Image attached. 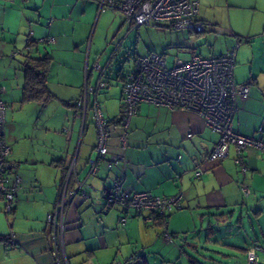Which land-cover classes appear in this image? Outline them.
Instances as JSON below:
<instances>
[{
	"label": "crops",
	"instance_id": "0c3cea01",
	"mask_svg": "<svg viewBox=\"0 0 264 264\" xmlns=\"http://www.w3.org/2000/svg\"><path fill=\"white\" fill-rule=\"evenodd\" d=\"M199 8L205 27L202 32L155 26L167 33V47L174 48L176 57L225 54L241 39L233 78L236 83H248L249 93L246 98H236L233 129L240 135L262 137L264 0H199ZM141 29L131 28L117 11L99 12L96 0H0L5 139L9 158L17 163L21 177L18 201L9 214L4 213L0 197V264H53L46 217L64 184L77 192L88 184L93 187L86 199L76 194L66 207L64 251L69 264H110L129 252L140 259L131 264H233L234 252L246 263V249L253 244L260 247L259 263L264 264V248L255 238L239 246L217 237L226 221L245 211L254 215L257 229H252L264 238V152L246 148L247 170L243 173L231 146L220 161L205 160L201 165L205 173L197 177L194 161L218 140V134L205 126L197 113L142 102L128 126L121 124L123 76L133 57L155 52L152 48L139 54L138 41L135 46L127 41L135 31L140 37ZM44 59L50 100L44 104L22 102L25 65ZM97 61L105 67L102 78L106 86L97 94H88V102L96 99L108 119V155H121L125 161L110 167L101 163L89 175L96 128L91 111L83 116L76 102L101 77L94 67ZM43 117H48L47 123L35 122L32 135L27 132L21 137L23 119L28 122ZM52 130L53 137L43 136ZM123 134L124 144L120 141ZM116 177L131 191L157 196L183 194L180 206L167 218L166 229L174 234L173 242L163 241L159 219L147 220L148 213L136 216L131 210L106 203ZM121 217H125L124 223H119ZM10 234L12 240L7 242L5 237ZM201 243L203 251L220 254L222 262L198 253ZM227 248L230 250L224 252Z\"/></svg>",
	"mask_w": 264,
	"mask_h": 264
},
{
	"label": "built area",
	"instance_id": "2783aa9c",
	"mask_svg": "<svg viewBox=\"0 0 264 264\" xmlns=\"http://www.w3.org/2000/svg\"><path fill=\"white\" fill-rule=\"evenodd\" d=\"M99 12L117 11L131 28L142 25H168L179 31L202 32L205 27L199 18V0H96ZM32 36V32L29 33ZM53 39H49L52 42ZM241 39H236L234 47L225 54L202 56L194 54L189 58L175 57L172 65H167L164 54L149 52L144 56L133 57L128 71L125 73L122 85L123 113L121 124L126 128L130 118L136 114L142 102L170 109L178 108L197 113L205 126L218 134V140L213 148L203 153L194 161L195 175L205 173L201 166L205 160L216 162L228 155L231 146L235 149V162L241 172L245 173L247 165L243 151L254 147L264 152V134L262 137L240 135L233 129V117L238 109L237 96L246 98L249 93L248 83H236L233 78L236 48ZM28 49L31 48L29 45ZM94 67L103 76L105 67L98 61ZM106 86L101 77L95 85L88 87L83 96L76 102L83 116L88 110L96 128V144L94 156L89 160L88 174L96 172L102 163L106 167L125 161L121 155H108L107 140L109 137L108 122L102 114L99 102L94 99L88 102V94H97ZM2 88L0 86V197L3 199V210L9 214L18 201L21 177L17 171V163L9 158L10 146L5 139V111ZM260 133L264 129L259 128ZM192 135L187 133V137ZM125 143L124 134L120 136ZM91 185L77 190H68L64 184L59 192L58 200L47 214L50 227L51 252L53 264H69L65 255L64 234L66 205L71 203L76 194L86 199ZM249 193L247 187L243 188ZM88 191V192H87ZM183 194L178 192L169 196L153 195L149 191H131L123 188V179L113 180L111 191L106 197L109 206H120L131 210L134 215L142 216L148 213L147 220L162 217V239L166 243L173 242V235L166 229L165 215L179 207ZM121 217L119 223H124ZM12 240V239H11ZM257 244L246 249L247 264H258ZM135 255H130L123 261L113 259L110 264H129Z\"/></svg>",
	"mask_w": 264,
	"mask_h": 264
},
{
	"label": "rangeland",
	"instance_id": "374dc122",
	"mask_svg": "<svg viewBox=\"0 0 264 264\" xmlns=\"http://www.w3.org/2000/svg\"><path fill=\"white\" fill-rule=\"evenodd\" d=\"M141 28L142 29L140 31V37L139 35L135 33L136 32L135 31L133 34H131V36L127 39V41L133 43V46H135V43L138 41L137 46H139V51H138L139 54H143L145 52L147 53L150 50H152V48H154L153 50H155V52L157 53L165 52L166 57H167V65L171 66L172 61L176 57V53L173 52L174 48H172L171 46L167 47V41L169 39V36L167 35V33L163 32L162 27H157L155 25H142ZM205 50H208V47H205ZM179 57H183V56H179ZM128 61L129 59L126 62ZM47 118L48 117L46 118L43 117V118H39V120L35 119V121L30 120L28 122L25 119H23L21 122V126H20L21 137L23 138L24 136L28 135L27 132L32 135V133L34 132L35 122H40V124H43L44 122L47 123ZM53 134H55V132L52 130L50 131V134L46 135V132L45 134L43 133V136L49 139L53 137ZM37 141H38V144L42 145L41 138H39ZM44 142L47 145L48 140H45ZM226 222H227L226 226H224L222 232L217 236L219 237V240H221L223 243L224 242L229 243V244L232 243L235 245L243 246L245 243L249 242L250 238H252L253 240L255 238V240L259 242L262 248H264V238H262L259 234H257L252 229V228L257 229V223H256L254 215H252L251 213L248 214L245 211H243L242 215L237 212L235 215H233L232 219H229ZM10 230L13 231L12 226ZM226 233H229L231 235L226 236ZM202 242H204V239H202ZM202 245L203 243L199 245L198 253L200 254L204 253L210 256L213 255L216 258H218L220 262H222V257L220 254H214L213 252L211 254V251H203ZM212 248L216 250L214 247H211V249ZM185 250L187 252H190V248L188 246L185 247ZM229 250H230L229 248L224 249V252L229 251ZM135 254L129 252V253H126L124 256H117L115 257V259L123 261L128 256L135 255ZM232 254L235 255V257H231L233 261L231 260L230 262H232L233 264H246L242 260V255L239 252H234ZM137 261H140V259L138 257L137 258L135 257L132 263H135ZM227 264H230V263H227Z\"/></svg>",
	"mask_w": 264,
	"mask_h": 264
},
{
	"label": "trees",
	"instance_id": "16d2710c",
	"mask_svg": "<svg viewBox=\"0 0 264 264\" xmlns=\"http://www.w3.org/2000/svg\"><path fill=\"white\" fill-rule=\"evenodd\" d=\"M104 74H105V72H104ZM104 74H103V76H104ZM103 76H101V78ZM124 76H125V74H124ZM124 76H123V80H124ZM102 80L105 81L103 78H102ZM105 83H106V81H105ZM51 96L52 95L49 92V90L45 84V59L44 60H34L33 64H30V63L26 64L25 65V84L23 87L22 102L37 101L41 104H44V103L48 102V100H50ZM122 113H123V109H122ZM106 120L108 122L107 118H106ZM121 120H122V116H121L120 122H121ZM125 211H127V210H125ZM171 212H169L165 215V221L166 222H167L168 215ZM155 218L159 219V221L162 223V220H163L162 217H155ZM172 235L174 237V234H172ZM10 239H11V234L9 236L7 235L5 237V240L7 242H9ZM245 260H246V252H245ZM132 261L129 264H131ZM258 263H259V257H258Z\"/></svg>",
	"mask_w": 264,
	"mask_h": 264
},
{
	"label": "flooded vegetation",
	"instance_id": "af4514ba",
	"mask_svg": "<svg viewBox=\"0 0 264 264\" xmlns=\"http://www.w3.org/2000/svg\"><path fill=\"white\" fill-rule=\"evenodd\" d=\"M68 204H69V203H68ZM68 204H67V205H68ZM67 205H66V207H67ZM65 209H66V208H65Z\"/></svg>",
	"mask_w": 264,
	"mask_h": 264
}]
</instances>
